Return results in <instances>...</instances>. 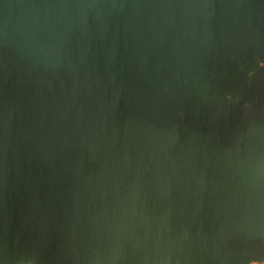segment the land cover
Masks as SVG:
<instances>
[{"label":"rangeland","instance_id":"obj_1","mask_svg":"<svg viewBox=\"0 0 264 264\" xmlns=\"http://www.w3.org/2000/svg\"><path fill=\"white\" fill-rule=\"evenodd\" d=\"M4 3L0 264H127L156 195L264 264V0Z\"/></svg>","mask_w":264,"mask_h":264},{"label":"bare ground","instance_id":"obj_2","mask_svg":"<svg viewBox=\"0 0 264 264\" xmlns=\"http://www.w3.org/2000/svg\"><path fill=\"white\" fill-rule=\"evenodd\" d=\"M3 2L6 3L5 8H8L5 10H9V9L11 10V8H13V7L16 8L17 6L22 5L24 2H26V0H6V1L3 0ZM47 3H49V2H47ZM1 21H2V18H1ZM1 31H3V30H1ZM29 81H31V80H29ZM228 162H230V161H228ZM159 183H160V181H159ZM160 190H162V188ZM165 197H163L162 195H159V196L156 195L153 198L148 197L150 201H153L156 204V206L154 207V210H153V212H154L153 217L148 216L147 210L145 212H143L144 210L142 211V209H141V213L139 214V218L137 220L138 229L140 231L141 238H140V241L135 246L131 247L132 252H131L130 260L127 264H219L221 261V258H220L221 255L219 254L220 252L218 253V249H217L218 245L216 246V244H214L213 242H212L213 245L210 244L209 242H207V240L204 239L202 236L203 233L194 234L191 231H187L185 233V235L178 236V231H175V229H174L175 220L178 218V216L181 214V212H183L182 211L183 208H181L182 205H180L178 201L176 202V200L174 198H169V197L165 198ZM143 201H144V199H143ZM134 203L136 204V202H134ZM127 205H130V204H127ZM127 205L125 207H127ZM131 205L129 207H131ZM163 206H165V211L162 210ZM243 218L245 221V217H243ZM151 219L153 220V222L155 221L154 222V231H157L161 234L160 238H159V236H157V239H149L148 237L145 238L147 236L146 234H147L149 224L151 223ZM161 219H163L165 221V226L162 222H159V221H162ZM241 226L243 227V225H241ZM242 227H240V226L235 227V229L233 228L235 231L234 230L233 231L235 233L240 232V233L246 234V232H245L246 229H244ZM165 228H166V230H165ZM247 231H248V234L253 233L251 229H249ZM200 232H202V231H200ZM167 233L169 234V236ZM253 235H254V233H253ZM145 246H146V250L151 253V257L150 256L148 257V255H146L144 253V250H145L144 247Z\"/></svg>","mask_w":264,"mask_h":264}]
</instances>
